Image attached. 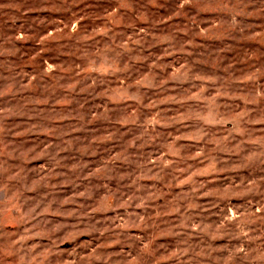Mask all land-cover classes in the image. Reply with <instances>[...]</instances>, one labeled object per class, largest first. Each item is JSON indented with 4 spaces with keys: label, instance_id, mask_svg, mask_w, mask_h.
Masks as SVG:
<instances>
[{
    "label": "rangeland",
    "instance_id": "rangeland-1",
    "mask_svg": "<svg viewBox=\"0 0 264 264\" xmlns=\"http://www.w3.org/2000/svg\"><path fill=\"white\" fill-rule=\"evenodd\" d=\"M0 264H264V0H0Z\"/></svg>",
    "mask_w": 264,
    "mask_h": 264
},
{
    "label": "clouds",
    "instance_id": "clouds-1",
    "mask_svg": "<svg viewBox=\"0 0 264 264\" xmlns=\"http://www.w3.org/2000/svg\"><path fill=\"white\" fill-rule=\"evenodd\" d=\"M186 2H187V0H186ZM237 2L239 3V0H237Z\"/></svg>",
    "mask_w": 264,
    "mask_h": 264
}]
</instances>
